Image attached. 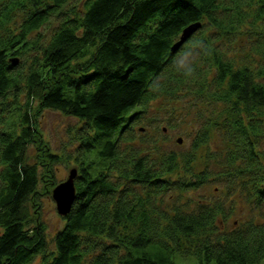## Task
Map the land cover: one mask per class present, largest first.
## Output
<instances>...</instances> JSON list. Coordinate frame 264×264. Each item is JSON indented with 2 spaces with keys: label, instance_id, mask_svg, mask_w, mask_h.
Listing matches in <instances>:
<instances>
[{
  "label": "trees",
  "instance_id": "1",
  "mask_svg": "<svg viewBox=\"0 0 264 264\" xmlns=\"http://www.w3.org/2000/svg\"><path fill=\"white\" fill-rule=\"evenodd\" d=\"M263 18L264 0H0V264L36 256L40 264H176L174 252L208 264H264L263 219L227 229L225 205L214 199L164 208L168 189L210 180L208 168L194 171L192 152L154 157L119 143L151 100L190 80L192 69L169 72L186 26L233 34ZM203 41L214 74L194 82L223 104L222 121L211 122L228 142L219 179L262 206L264 63L237 64ZM44 109L82 121L76 197L53 248L40 199L60 182L55 164L67 157L38 126ZM204 127L193 151L208 142Z\"/></svg>",
  "mask_w": 264,
  "mask_h": 264
},
{
  "label": "rangeland",
  "instance_id": "2",
  "mask_svg": "<svg viewBox=\"0 0 264 264\" xmlns=\"http://www.w3.org/2000/svg\"><path fill=\"white\" fill-rule=\"evenodd\" d=\"M51 21L47 31H51L57 22L56 19ZM254 23V26L250 24L242 26L238 32L233 34L224 32L220 34L215 29L202 33L193 32V37L183 42V46L175 53L173 67L169 70V72L176 71V66L192 69V74H189L191 75L190 80L177 83L174 93H164L151 100L140 118L133 120L131 128L123 132L124 138L119 142L122 148L128 146L139 148L154 157L157 154L173 151H177L179 155L192 152L195 156L192 161L194 171L208 168L212 173L210 180L198 188L190 189L189 192L188 190L180 192L174 188L168 189L164 193L163 206L169 211L175 206L193 208L201 200L222 201L229 216L224 221V227L227 229L246 225L250 221L264 220V205H255L254 201L248 198V193L240 188H236L237 191H235L234 188L228 187L227 181L219 179V173L227 168L225 158L228 142L223 138V131L218 130V127L211 122L222 121L219 116L223 112V104L211 98V92L208 91L210 88L206 89L204 86L202 90H199L200 86L194 80L199 81L206 75V80L211 81L212 74H214V66L209 63V54H207L203 37L215 43L226 53L227 57L232 58L237 64L247 62L254 69L263 64L264 29L261 30V25L264 27V18L263 20L255 19ZM19 101L24 103L25 96L20 97ZM38 122L51 150L67 157L64 161L55 164L56 178L61 181L66 178L69 169L76 165L73 160L79 149L76 129L82 121L58 110L44 109ZM204 126L209 130L208 142L193 151L192 141L199 131L205 129ZM179 136L183 138L182 142L176 140ZM35 154L36 149L31 147L28 158L33 161ZM176 178L175 173L171 174L170 179ZM40 200H42L43 219L47 223L49 246L53 248V236L56 230L63 226L64 220L56 209L52 195H43ZM150 248L153 249L151 246ZM171 257L176 264H208L201 262L193 254L184 255L174 252ZM28 264H40V256H36Z\"/></svg>",
  "mask_w": 264,
  "mask_h": 264
},
{
  "label": "water",
  "instance_id": "3",
  "mask_svg": "<svg viewBox=\"0 0 264 264\" xmlns=\"http://www.w3.org/2000/svg\"><path fill=\"white\" fill-rule=\"evenodd\" d=\"M199 25L200 23H193L186 26L183 29L180 38L172 44L171 50L173 52L176 51L182 45V43L188 39L192 32H194L199 27ZM182 139L183 138L179 136L176 140L178 142H182ZM77 175L78 168L74 165L69 169L67 176H65L66 178L52 187V199H54L56 203V209L61 215H66L70 211V208L72 207V204L75 200L74 197H76V187L74 186Z\"/></svg>",
  "mask_w": 264,
  "mask_h": 264
}]
</instances>
